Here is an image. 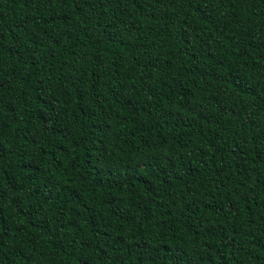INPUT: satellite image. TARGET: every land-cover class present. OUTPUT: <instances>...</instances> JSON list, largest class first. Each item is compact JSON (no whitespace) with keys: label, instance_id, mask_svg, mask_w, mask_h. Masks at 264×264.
<instances>
[{"label":"trees","instance_id":"1","mask_svg":"<svg viewBox=\"0 0 264 264\" xmlns=\"http://www.w3.org/2000/svg\"><path fill=\"white\" fill-rule=\"evenodd\" d=\"M0 264H264V0H0Z\"/></svg>","mask_w":264,"mask_h":264}]
</instances>
